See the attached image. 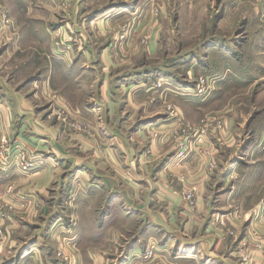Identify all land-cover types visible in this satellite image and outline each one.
Masks as SVG:
<instances>
[{"label": "crops", "instance_id": "obj_1", "mask_svg": "<svg viewBox=\"0 0 264 264\" xmlns=\"http://www.w3.org/2000/svg\"><path fill=\"white\" fill-rule=\"evenodd\" d=\"M144 1L83 9V23L102 12L108 20L141 14L148 8ZM198 1L188 8L194 12ZM209 2L210 24L193 27V38L199 36L181 59V80L132 67L127 57L141 55L136 43L128 54L115 47L117 61L112 43L97 61L89 51L71 59L68 50L55 48L45 67L23 73L17 87L0 70V141L11 136L36 156L28 172L0 160V198L15 206L3 220L0 264H61L53 253L44 254L53 235L71 247L77 264H145L140 258L151 245L155 257L147 264H264V4ZM65 25L70 32L78 24ZM19 43L9 52L25 47ZM203 73L219 76L225 94L222 87L211 98L186 94L193 76ZM161 77L174 85L158 88ZM234 85L245 92L230 95ZM162 95L185 114L192 110L196 129L206 127L181 162L169 137L178 121L163 110ZM223 95L242 101L226 107L218 129L210 118L223 113L217 103ZM245 96L252 105L244 104ZM81 123L87 136L78 132ZM223 163L229 165L217 186ZM210 164L219 168L213 176Z\"/></svg>", "mask_w": 264, "mask_h": 264}, {"label": "rangeland", "instance_id": "obj_2", "mask_svg": "<svg viewBox=\"0 0 264 264\" xmlns=\"http://www.w3.org/2000/svg\"><path fill=\"white\" fill-rule=\"evenodd\" d=\"M113 1L129 4L128 2H139L140 0H0V70L5 71L7 76H9L8 79L15 84V87H17L16 85H18L20 81L19 78L23 73L30 75L35 71L37 72L38 66L41 68L45 67V63L50 58L49 56H51L55 48L63 54L68 50L71 59H77L83 55L84 51L87 53L89 51V59L97 61L101 57L100 55L103 47L112 43L113 57L117 61L119 60V57L115 47L118 51H123V53L128 54L131 52V48L129 47H132L133 44L136 43L137 45L142 46V48H140L141 55L135 57V55L131 53V55L127 57H130L133 60L132 67L137 66L143 70L146 67L148 69H154L155 76L158 77L162 73H171L181 80L182 75H185L186 73L184 70L185 68L181 66V59L189 49L195 46V41L199 36L193 38L197 35V33H193V27L196 26V28L199 29L200 27L208 26V23L210 24L211 15L214 12L212 3H210L209 0H200L197 2L196 8L193 12V9L188 7L190 1L194 2L195 0H145L142 4L148 3V8L146 10H149H145L141 14L137 13L135 15V12H131L130 15L134 14L131 17H115V19L108 20L103 14L104 12H102L99 17L97 15L95 19L83 23V9H93L92 11H94L100 9V7L116 5ZM245 1L247 2V6L254 2V0ZM110 9L111 8L107 10ZM137 9H140V7ZM114 11L118 10L114 9L113 12ZM191 11L193 12V15H191ZM67 21L78 25H74L73 30L68 32L65 25ZM157 22V27L158 29L160 28L159 33L157 32L156 37L153 36L154 38H152V31L154 29L153 25ZM17 42H20L19 44L25 43V47L22 46L19 50H12L9 52V48L12 49V44ZM129 42H131V44L126 45ZM151 42H153V44ZM33 43L38 45L37 48L29 49V44ZM181 46L185 49L181 50ZM48 47L51 48V53L50 49H47ZM85 57L86 56L83 58ZM136 63L140 64L137 65ZM110 72L115 73L116 70H110ZM100 73H103L102 70H100ZM210 75L213 74L203 73L193 76L191 87L194 88L201 78L207 76L208 83L212 84V82L210 83ZM165 79L167 78L161 77L156 82V86L162 88L166 87V85L168 87L174 85L172 84L173 82L171 79L168 80V82ZM179 87L181 92H184L182 85H179ZM191 87H189L188 90ZM212 87L213 90L211 94L206 97L211 98L218 87H222V92L225 94V85L220 83V80L213 83ZM242 91L245 92V89L241 86L234 85L227 88V92L230 93V95L232 93H241ZM252 93L253 92L250 91L249 94ZM186 94L193 98H199L189 94L187 91ZM165 96L166 95L163 96L164 100L161 103L165 108H163V110L167 111L168 117L173 118L169 112V107H172L171 109H174L178 115L177 118L173 119L179 122L175 124L174 128L170 129L171 134L169 135V137L174 139L176 150L177 143L181 140L183 135L182 130H190V140L193 142L192 136H194V129L197 127L194 126V118L191 116L193 114L192 110L189 111L190 114H185L172 97V99H170ZM228 97L223 95L220 99H217V103L221 105L220 108L223 113L218 114V119H213L215 118L214 115L211 116L210 121L214 122L215 125L217 121H220L219 119L222 121L225 120L224 112L226 107L229 108L237 101L238 103L242 101V99L239 101V98L234 100L229 99ZM251 98L252 97L250 96L243 97L244 104L247 103V105H252L253 98ZM243 107H245V105ZM208 119L209 118L203 119L201 124L203 125V121H208ZM222 121L220 122L222 123ZM223 124L224 121L222 127L224 126ZM78 127V132L84 133L86 136L90 133L88 126L85 124L81 123ZM211 127H213V125ZM215 127L219 129L217 125ZM176 131H179L180 133L178 136H174ZM155 135L158 136V134ZM5 139H9L12 143H17V141L12 139L11 136L7 135L1 138L0 147ZM228 165L229 163H223L222 169L217 167L219 172L217 177L213 180L214 185L217 184V180L220 178V173L226 170ZM13 168L17 169L15 166ZM218 169H216L215 165L213 171H211L212 176ZM241 176H243V173L238 174L235 176V179L233 178L231 182L226 183L227 187L231 188ZM218 185L219 184H217V186ZM12 190L13 187L10 186L7 193L9 194ZM220 192H222L221 187H219V193ZM0 199V203L5 202L4 199ZM11 211H15V206ZM3 225V221L0 219V228L2 230L0 236L3 234ZM44 231L47 230L44 229ZM58 238L57 235H53L51 240L54 241V243L52 242L49 247H44V254L49 256V254L53 253L59 262V259L61 258L59 253L65 251L71 256L73 264H77L75 259H73L74 253L71 247L68 246L67 250L65 248L66 246L64 247ZM47 244L48 242L45 246ZM49 249H51L50 253ZM140 261H143L142 257L140 258ZM7 263L8 262L2 264ZM129 264H135V262Z\"/></svg>", "mask_w": 264, "mask_h": 264}, {"label": "built area", "instance_id": "obj_3", "mask_svg": "<svg viewBox=\"0 0 264 264\" xmlns=\"http://www.w3.org/2000/svg\"><path fill=\"white\" fill-rule=\"evenodd\" d=\"M259 2L264 4V0H258ZM220 80V77L217 75H210V83L212 82L215 83L216 81ZM212 84L208 83V76L201 78L197 85L191 87L187 92L193 96L199 97V98H204L211 94L213 87ZM172 107H169V112L170 115L173 118H177L178 115L174 109H171ZM179 122V121H178ZM204 122V126H206V121ZM216 125L221 128L222 123L220 121H217ZM190 131V130H189ZM189 131L187 129L182 130V138L181 140L177 143V148L175 152V157L178 162H181L185 160L191 152L194 150V145L198 137L200 136L199 134H204L206 132V127H201L198 129H194V136L193 137V142L190 140V135ZM197 132V134H196ZM180 133L179 131H176L174 133V136H178ZM202 153L204 152L203 150L201 151ZM205 153L208 154L207 151ZM35 155H31L27 149H25L21 144L19 143H12L9 139H5L4 142L2 143L0 147V160L2 161L3 166H6V168L10 167H17L19 170L22 171H31L35 167ZM215 167V164H210L209 165V170L213 171ZM187 199L190 201V204H193V194L192 193H187L186 195ZM14 206L9 203V202H4L0 203V219L1 221L5 220L7 218V215L9 214V211L13 210ZM260 217L264 218V210L261 211ZM75 224V222H74ZM76 225V224H75ZM0 233H2V230L0 228ZM231 234H233L231 232ZM63 245V243H61ZM154 251V246L151 245L150 247L146 248L144 250V253L142 254V260L147 264V261L152 260L155 256L153 254ZM59 255H61V258L59 259V263L61 264H73L71 256L66 253L65 251L60 252ZM7 264H13V263H7Z\"/></svg>", "mask_w": 264, "mask_h": 264}]
</instances>
